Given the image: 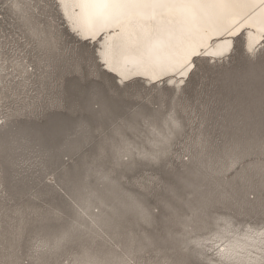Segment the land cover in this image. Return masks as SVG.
<instances>
[{"label":"rangeland","instance_id":"obj_1","mask_svg":"<svg viewBox=\"0 0 264 264\" xmlns=\"http://www.w3.org/2000/svg\"><path fill=\"white\" fill-rule=\"evenodd\" d=\"M245 39L179 90L121 85L59 0H0V264H231L219 246L264 230Z\"/></svg>","mask_w":264,"mask_h":264},{"label":"bare ground","instance_id":"obj_2","mask_svg":"<svg viewBox=\"0 0 264 264\" xmlns=\"http://www.w3.org/2000/svg\"><path fill=\"white\" fill-rule=\"evenodd\" d=\"M59 2L70 28L82 41L97 44L105 72L121 85L136 80L148 85L166 82L179 90L197 59L229 58L240 36L246 38L248 53L264 43L261 0H229L203 9L194 18L151 6L111 16L85 0ZM219 255L231 264H260L264 230L231 237L219 246Z\"/></svg>","mask_w":264,"mask_h":264},{"label":"snow or ice","instance_id":"obj_3","mask_svg":"<svg viewBox=\"0 0 264 264\" xmlns=\"http://www.w3.org/2000/svg\"><path fill=\"white\" fill-rule=\"evenodd\" d=\"M98 7L103 14L117 16L135 9L151 6L153 9L178 12L183 16L197 17L203 9L229 3V0H85ZM264 3V0H261Z\"/></svg>","mask_w":264,"mask_h":264}]
</instances>
